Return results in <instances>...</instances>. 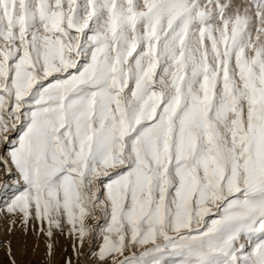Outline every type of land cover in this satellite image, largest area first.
<instances>
[{"label": "snow or ice", "instance_id": "snow-or-ice-1", "mask_svg": "<svg viewBox=\"0 0 264 264\" xmlns=\"http://www.w3.org/2000/svg\"><path fill=\"white\" fill-rule=\"evenodd\" d=\"M0 171L63 264H264V0H0Z\"/></svg>", "mask_w": 264, "mask_h": 264}, {"label": "rangeland", "instance_id": "rangeland-1", "mask_svg": "<svg viewBox=\"0 0 264 264\" xmlns=\"http://www.w3.org/2000/svg\"><path fill=\"white\" fill-rule=\"evenodd\" d=\"M5 176L0 171V181ZM95 225L97 221L89 220ZM11 243L12 252L16 264H63L64 258L72 251L73 241L65 235L57 234L55 238V254H47V237L42 234L29 231L27 234L20 227L19 223L15 230H10V221L0 212V264H11L8 255V245ZM88 249L85 248V251ZM83 261V257L81 258Z\"/></svg>", "mask_w": 264, "mask_h": 264}]
</instances>
